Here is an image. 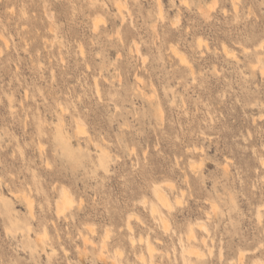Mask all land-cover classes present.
Segmentation results:
<instances>
[{"label":"rangeland","instance_id":"1","mask_svg":"<svg viewBox=\"0 0 264 264\" xmlns=\"http://www.w3.org/2000/svg\"><path fill=\"white\" fill-rule=\"evenodd\" d=\"M241 251L264 261V0H0V264Z\"/></svg>","mask_w":264,"mask_h":264},{"label":"bare ground","instance_id":"2","mask_svg":"<svg viewBox=\"0 0 264 264\" xmlns=\"http://www.w3.org/2000/svg\"><path fill=\"white\" fill-rule=\"evenodd\" d=\"M120 5V4H119ZM122 5V4H121ZM121 5L119 6V9L121 8ZM177 53V52H176ZM77 128H79V129H81V126L80 125H78V127ZM159 187V186H158ZM157 186H154V195H155V197H156V199L160 202V203H162V205H164V206H166L167 208H172L173 206H172V204H171V202H170V199L167 197V195L166 194H164V193H162L161 191H162V189L160 190V187L158 188ZM30 197V196H29ZM180 198V197H179ZM28 199V209L30 210V212H33V206H32V204H33V202H32V200L31 201H29V198H27ZM61 202H58L59 204L57 205L58 206V211H64V210H68L69 209V207H71V205H72V201H73V199L70 197V195H68L67 194V192H66V190H64L63 191V193H62V196H61ZM32 202V203H31ZM74 203V202H73ZM156 207V206H155ZM155 207H153L152 208V214L154 215V213L155 212H158L159 213V211L157 210V208H155ZM68 208V209H67ZM260 210V209H259ZM65 212V211H64ZM32 214V213H31ZM60 214V213H59ZM259 215H258V217L261 219V212L259 211V213H258ZM257 217V218H258ZM258 218V219H259ZM162 219V218H161ZM161 222L163 223V227H165V229L168 227L167 226V220L166 219H162L161 220ZM205 224V223H204ZM198 227H202L203 229H206V227L203 225V223H197L196 224ZM192 226V225H191ZM128 227H129V230L130 231H132V228L130 227V224L128 225ZM188 236L186 237V239L188 238V239H192V238H194V239H196V235H195V229L192 227V228H190L189 229V234H187ZM85 239V238H84ZM88 240V239H87ZM87 240L85 239V241L87 242ZM190 240H188V241H190ZM133 242V241H132ZM181 242V241H180ZM183 242V241H182ZM191 243H192V241H191ZM194 247V246H193ZM197 249L196 250H194L195 249V247L194 248H184L182 251L183 252H185V253H188V254H195L197 257H199V256H201L202 254L200 253V251L198 250V247H196ZM148 250H151V251H149V252H152V250H153V247H152V245L151 244H148ZM243 251H241V253H240V256H239V262H240V264H242L243 263V257H244V253H242ZM185 253L183 254L184 256H182L183 258L186 256L185 255ZM246 253V252H245ZM102 254V253H101ZM222 254V253H221ZM211 255V254H210ZM144 256V255H143ZM189 256V255H188ZM222 256V255H221ZM192 257V256H191ZM222 258V257H221ZM187 256L185 257V262H184V264L187 262ZM191 259V258H190ZM238 262V261H237ZM238 262V263H239ZM191 263V262H190ZM153 264V263H152ZM186 264H189L188 262L186 263ZM192 264V263H191ZM243 264H245V262L243 263ZM255 264H264V261H259V262H257V263H255Z\"/></svg>","mask_w":264,"mask_h":264}]
</instances>
